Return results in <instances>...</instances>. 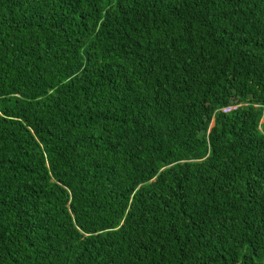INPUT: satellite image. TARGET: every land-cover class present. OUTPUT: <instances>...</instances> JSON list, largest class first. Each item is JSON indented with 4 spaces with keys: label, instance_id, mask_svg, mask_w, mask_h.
I'll list each match as a JSON object with an SVG mask.
<instances>
[{
    "label": "trees",
    "instance_id": "16d2710c",
    "mask_svg": "<svg viewBox=\"0 0 264 264\" xmlns=\"http://www.w3.org/2000/svg\"><path fill=\"white\" fill-rule=\"evenodd\" d=\"M0 264H264V0H0Z\"/></svg>",
    "mask_w": 264,
    "mask_h": 264
},
{
    "label": "built area",
    "instance_id": "2783aa9c",
    "mask_svg": "<svg viewBox=\"0 0 264 264\" xmlns=\"http://www.w3.org/2000/svg\"><path fill=\"white\" fill-rule=\"evenodd\" d=\"M232 108H226V109H224L223 111L224 112H228L229 110H231Z\"/></svg>",
    "mask_w": 264,
    "mask_h": 264
}]
</instances>
